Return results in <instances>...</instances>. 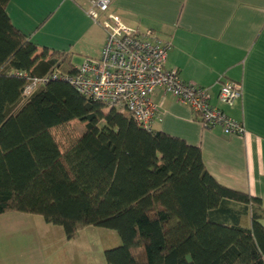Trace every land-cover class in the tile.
I'll return each instance as SVG.
<instances>
[{
    "label": "trees",
    "instance_id": "1",
    "mask_svg": "<svg viewBox=\"0 0 264 264\" xmlns=\"http://www.w3.org/2000/svg\"><path fill=\"white\" fill-rule=\"evenodd\" d=\"M9 1L0 0V214L39 215L63 240L89 225L112 229L108 264H264L262 200L218 183L199 146L144 129L63 80L22 101L28 80L18 72L78 67L64 52L37 56Z\"/></svg>",
    "mask_w": 264,
    "mask_h": 264
},
{
    "label": "crops",
    "instance_id": "2",
    "mask_svg": "<svg viewBox=\"0 0 264 264\" xmlns=\"http://www.w3.org/2000/svg\"><path fill=\"white\" fill-rule=\"evenodd\" d=\"M110 2L109 11L127 24L151 28L170 40L166 67L209 87L211 103L240 120L246 133L226 135L219 127L203 128L187 105L161 88L150 95L158 108L152 130L199 146L205 168L218 183L256 196L264 206V0ZM87 7L88 0H10L6 11L13 25L38 45L37 56L46 48V58L53 51L64 52L73 63L77 54L99 56L106 37ZM221 76L241 82L242 96L232 106L217 99ZM26 214H0V264H32L30 246L27 254L24 249L17 255L4 243L14 233L25 237L27 231L30 237L32 220ZM45 225L44 238L56 232L63 240L60 228ZM47 250L40 255L42 264L49 262Z\"/></svg>",
    "mask_w": 264,
    "mask_h": 264
},
{
    "label": "built area",
    "instance_id": "3",
    "mask_svg": "<svg viewBox=\"0 0 264 264\" xmlns=\"http://www.w3.org/2000/svg\"><path fill=\"white\" fill-rule=\"evenodd\" d=\"M110 0H88L86 13L105 30L106 37L97 57H85L75 74L52 67L42 76H30L22 93L26 100L38 85L50 80L70 83L87 98L102 102L106 108L126 111L140 127L151 130L158 108L151 100L156 88L163 89L187 105L205 129L219 127L226 135H243V123L211 103L210 88L184 80L177 68L166 67L170 40L151 28L130 26L109 11ZM217 99L232 106L242 96V85L221 76Z\"/></svg>",
    "mask_w": 264,
    "mask_h": 264
},
{
    "label": "rangeland",
    "instance_id": "4",
    "mask_svg": "<svg viewBox=\"0 0 264 264\" xmlns=\"http://www.w3.org/2000/svg\"><path fill=\"white\" fill-rule=\"evenodd\" d=\"M72 60L75 65L80 66L84 57L77 54ZM74 128L80 132L82 124L75 123ZM29 218L32 220L30 237L27 231L25 237L14 233L9 235L4 243L17 255L24 249L27 254L30 246L33 256L32 264H42L40 255H44L45 248L50 254L46 260L49 261L48 264H108L104 257V249L118 244L114 230L95 225L79 229L75 236L69 240H61L56 232L47 234L46 239L41 233L46 230L45 224L48 225V223H45L39 215L26 214L27 221ZM49 226L53 225L49 224ZM19 260L20 258L17 256V262Z\"/></svg>",
    "mask_w": 264,
    "mask_h": 264
}]
</instances>
